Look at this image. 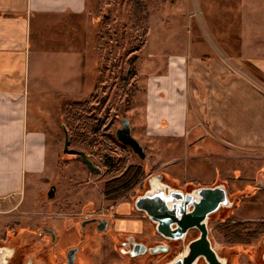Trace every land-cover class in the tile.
Here are the masks:
<instances>
[{"label":"rangeland","instance_id":"374dc122","mask_svg":"<svg viewBox=\"0 0 264 264\" xmlns=\"http://www.w3.org/2000/svg\"><path fill=\"white\" fill-rule=\"evenodd\" d=\"M242 2L145 0L148 17L138 20L137 32L133 0H87L86 11L78 18L81 29H76L86 43L82 56L75 57L74 65L66 58L43 57L42 89L59 92L51 103L41 105L47 131L46 170L28 179L22 194L0 199V247L5 254L0 264H68L66 250L75 245L80 247L77 264H128L132 258L118 250L117 228L135 229L147 239L153 223L157 233L155 223L142 211L124 214L138 195L155 186L187 192L217 184L226 186L230 202L208 217L213 247L224 264H264V230L254 239L249 235L238 240L228 234L232 223H240L244 233L264 228V147L227 145L221 136L209 133L211 122L204 116L188 136L153 137L145 131L147 80L165 68L166 53L184 49L189 54L212 55L218 46L239 56L240 21L248 15ZM229 63L233 75L247 73L232 58ZM258 82L264 93V81ZM203 93L199 91L202 101ZM182 116L177 106L175 119ZM124 117L146 158L117 138L115 130ZM64 128L69 148L84 150L100 172L90 169L79 154L64 149ZM104 154L116 159L113 168L103 161ZM130 165L145 169L140 181L116 199L105 198V182ZM53 184L56 194L49 197ZM112 203L121 214L110 216L107 229L81 226L90 214L106 211L109 216L106 207ZM133 221L136 227L125 224ZM45 226L55 230L56 241ZM198 234L197 228H191L185 237L169 239V252L132 261L166 264L182 255ZM159 239L155 234L148 242Z\"/></svg>","mask_w":264,"mask_h":264},{"label":"crops","instance_id":"0c3cea01","mask_svg":"<svg viewBox=\"0 0 264 264\" xmlns=\"http://www.w3.org/2000/svg\"><path fill=\"white\" fill-rule=\"evenodd\" d=\"M242 3L251 15L244 14L240 21L239 56L218 46L212 55L184 49L166 53L165 68L147 80V135L188 136L204 116L211 122L209 133L227 145L264 147V93L258 82L264 81V0ZM86 4L0 0V199L22 194L27 180L46 170L41 105L51 103L59 92L42 89L43 57L66 58L74 65L75 57L82 56L86 43L76 29H81L77 23ZM230 58L249 75H233ZM199 91H204V101ZM177 106L183 114L178 121Z\"/></svg>","mask_w":264,"mask_h":264},{"label":"water","instance_id":"95a60500","mask_svg":"<svg viewBox=\"0 0 264 264\" xmlns=\"http://www.w3.org/2000/svg\"><path fill=\"white\" fill-rule=\"evenodd\" d=\"M122 126L115 130L119 141L128 145L142 159L146 158V152L140 141L132 134L131 125L128 118L121 120ZM65 131L64 149L70 152L78 153L86 165L97 172L101 169L94 164L88 154L81 149L69 148L68 131ZM56 194V185H51L48 196L54 197ZM230 202L228 191L225 185L217 184L214 186H201L193 191H183L181 189L166 190L164 186H155L154 189L138 195L135 199L137 209L143 210L145 214L155 223L157 232L168 239L178 240L186 236L191 228L199 230L198 236L189 241L186 251L175 257L166 264H195L199 257H203L207 264H224L220 255L213 247L209 237L208 217L211 213L217 211L222 205ZM107 222L102 221L98 226L99 230L105 229ZM264 243V240H263ZM133 255L143 253L147 247ZM73 248L68 253V263L75 264ZM150 252L168 251V244L153 246ZM4 249L0 247V261Z\"/></svg>","mask_w":264,"mask_h":264},{"label":"flooded vegetation","instance_id":"af4514ba","mask_svg":"<svg viewBox=\"0 0 264 264\" xmlns=\"http://www.w3.org/2000/svg\"><path fill=\"white\" fill-rule=\"evenodd\" d=\"M76 154H78V153H76ZM109 200H111V199H109ZM106 210L110 212L109 216L106 215L107 214L106 211L103 213L104 215L90 214V215L86 216L81 221V226H83L84 228L93 227L94 229L99 230L98 226L100 225V223L102 221H105V222H107V226H106L105 229H107L108 226L110 225V223H112V220H110V216H113L114 214H121V213L119 212V209H118L116 203H112L110 205H107ZM133 210L134 211H142L143 216L148 218V216L145 214V212L143 210H140V209L136 208L135 202H133V206L130 207V210L124 212V214H127V212L129 214ZM125 224L127 226H128V224L130 226H133V227L137 226V223L135 221L129 222V223H125ZM152 225H153L152 226L153 230L151 231L150 236H147L148 237L147 239L139 237L138 236V232L135 229H131L130 228V230H128V229L123 228V227L122 228H117L118 235H119V238H120V245H119V249H118L120 251V253L128 255L130 258L133 259V258L139 257L141 255H145V254L155 255V254L160 253V252H169L171 250L172 243H170L169 239L164 237L163 235H161L159 232L156 233V231H154L155 230L154 229V224L152 223ZM105 229H103V230H105ZM45 230L48 231L51 234L52 241H56V232H55V230L53 228H49V227H46V226H45ZM103 230H99V231H103ZM155 234H159L161 236V239L157 240L153 244H150L148 242V239H150V237H152ZM142 244H144L145 247H147L146 250L143 253H139V254L133 255V252H137L138 253L139 251H141L144 248V246ZM161 244H163V245L168 244L169 250L168 251H160V252H156V253L150 252L149 249L151 247L157 246V245H161ZM73 248H76L75 251H74V262H75V264H77L76 261L78 260V253L80 252V247L76 246V245L75 246H71V247H69L66 250L67 263H68V253ZM132 259L130 260V262L128 264H136L134 261H132ZM144 264H148V262H146Z\"/></svg>","mask_w":264,"mask_h":264},{"label":"trees","instance_id":"16d2710c","mask_svg":"<svg viewBox=\"0 0 264 264\" xmlns=\"http://www.w3.org/2000/svg\"><path fill=\"white\" fill-rule=\"evenodd\" d=\"M135 2L136 10L134 12L135 17H137V22L133 25L136 27L137 32L140 31V21L139 19H146L148 17L147 11L145 10V0H133ZM135 72V69H134ZM103 161L107 167L113 168L116 163V159L110 155H103ZM145 169L141 165H130L127 167L120 175L114 176L105 182L104 186V196L108 199H116L132 187H134L140 179L143 177ZM240 223H232L229 225V237L232 235L238 240L245 239L251 235V239L257 238L264 230L263 227H257L253 233H244L239 228Z\"/></svg>","mask_w":264,"mask_h":264},{"label":"bare ground","instance_id":"6f19581e","mask_svg":"<svg viewBox=\"0 0 264 264\" xmlns=\"http://www.w3.org/2000/svg\"><path fill=\"white\" fill-rule=\"evenodd\" d=\"M4 256H5V254L2 255V258H4ZM2 258H1V259H2ZM195 264H204V259H203V257H202V256L199 257V259L197 260V262H196Z\"/></svg>","mask_w":264,"mask_h":264}]
</instances>
